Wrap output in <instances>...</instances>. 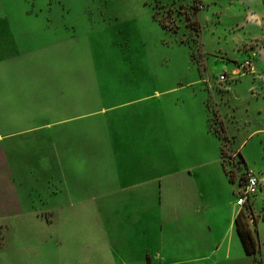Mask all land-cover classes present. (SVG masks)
<instances>
[{"label":"rangeland","instance_id":"1","mask_svg":"<svg viewBox=\"0 0 264 264\" xmlns=\"http://www.w3.org/2000/svg\"><path fill=\"white\" fill-rule=\"evenodd\" d=\"M263 46L264 0H0V264H264Z\"/></svg>","mask_w":264,"mask_h":264},{"label":"trees","instance_id":"2","mask_svg":"<svg viewBox=\"0 0 264 264\" xmlns=\"http://www.w3.org/2000/svg\"><path fill=\"white\" fill-rule=\"evenodd\" d=\"M209 123H210V125H209L210 130L217 137H219L220 140L222 141V158L224 160V158H225L224 157V144L229 142V139L226 136L224 125L221 122V124L219 126L220 128L218 130L217 128H215L213 126V125H216L215 122L213 124V121L209 120ZM243 182H244V180H243ZM243 182H241L242 187H243V184H242ZM247 203H249V201ZM235 224H236V229H237L238 235L240 237V240L242 242V245H243V248H244L246 255H248V256L255 255L259 251V245H258L257 239L255 237V233L250 228L249 223L245 220V217L243 216L242 213L237 216V218L235 220Z\"/></svg>","mask_w":264,"mask_h":264},{"label":"built area","instance_id":"3","mask_svg":"<svg viewBox=\"0 0 264 264\" xmlns=\"http://www.w3.org/2000/svg\"><path fill=\"white\" fill-rule=\"evenodd\" d=\"M243 69L245 72H255L253 62L249 59L239 67V70ZM220 81H226V76L222 75ZM242 195L237 200V206L243 207L250 200L251 196L258 193L260 189V180L252 172H247L244 178Z\"/></svg>","mask_w":264,"mask_h":264},{"label":"crops","instance_id":"4","mask_svg":"<svg viewBox=\"0 0 264 264\" xmlns=\"http://www.w3.org/2000/svg\"><path fill=\"white\" fill-rule=\"evenodd\" d=\"M263 49L261 51H259L258 49L254 48V47H248V49L246 50L247 52H249V58L247 60H251L253 62L254 68H255V72L254 74H259L261 73L260 71L264 72L263 68H264V46L262 47ZM251 52V53H250ZM262 54V55H261ZM246 60V61H247ZM230 69V68H229ZM232 73H237L236 70L237 69H231ZM221 117V116H220ZM208 119V123H209ZM222 121V119H221ZM223 123V121H222ZM210 125V123L208 124V126ZM210 129V127H209ZM211 131V130H210ZM212 132V131H211ZM237 153V152H236ZM240 155V153H238ZM261 181H260V187H261ZM237 231V229H236ZM238 234V232H237ZM239 236V235H238ZM240 238V237H239ZM242 243V242H241ZM248 256V255H247Z\"/></svg>","mask_w":264,"mask_h":264}]
</instances>
